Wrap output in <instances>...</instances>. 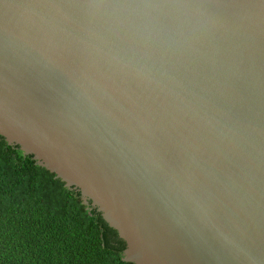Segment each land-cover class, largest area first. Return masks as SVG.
Returning a JSON list of instances; mask_svg holds the SVG:
<instances>
[{
    "label": "water",
    "instance_id": "1",
    "mask_svg": "<svg viewBox=\"0 0 264 264\" xmlns=\"http://www.w3.org/2000/svg\"><path fill=\"white\" fill-rule=\"evenodd\" d=\"M0 137L132 264H264V0H0Z\"/></svg>",
    "mask_w": 264,
    "mask_h": 264
},
{
    "label": "trees",
    "instance_id": "2",
    "mask_svg": "<svg viewBox=\"0 0 264 264\" xmlns=\"http://www.w3.org/2000/svg\"><path fill=\"white\" fill-rule=\"evenodd\" d=\"M78 191L0 137V264H132Z\"/></svg>",
    "mask_w": 264,
    "mask_h": 264
}]
</instances>
